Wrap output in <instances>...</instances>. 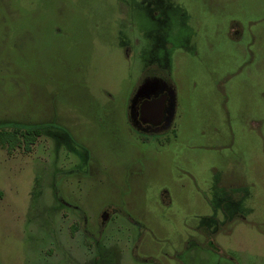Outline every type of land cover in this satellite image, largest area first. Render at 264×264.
<instances>
[{
    "label": "rangeland",
    "instance_id": "obj_1",
    "mask_svg": "<svg viewBox=\"0 0 264 264\" xmlns=\"http://www.w3.org/2000/svg\"><path fill=\"white\" fill-rule=\"evenodd\" d=\"M0 264H264V0H0Z\"/></svg>",
    "mask_w": 264,
    "mask_h": 264
},
{
    "label": "flooded vegetation",
    "instance_id": "obj_2",
    "mask_svg": "<svg viewBox=\"0 0 264 264\" xmlns=\"http://www.w3.org/2000/svg\"><path fill=\"white\" fill-rule=\"evenodd\" d=\"M169 84L161 79L146 80L138 87L130 101V117L134 124L144 132L149 130H159L167 128L175 110V99L170 93ZM164 97L163 116L160 121H156L153 115L156 104ZM155 102L152 106L149 105ZM150 112L152 114H150Z\"/></svg>",
    "mask_w": 264,
    "mask_h": 264
},
{
    "label": "trees",
    "instance_id": "obj_3",
    "mask_svg": "<svg viewBox=\"0 0 264 264\" xmlns=\"http://www.w3.org/2000/svg\"><path fill=\"white\" fill-rule=\"evenodd\" d=\"M19 128H16L14 131V135H18V133L20 132V130L18 131ZM38 130H24L20 135L21 138L17 137L18 139H20L23 143L24 146H27L28 144H30V142L32 141V138L37 134Z\"/></svg>",
    "mask_w": 264,
    "mask_h": 264
},
{
    "label": "water",
    "instance_id": "obj_4",
    "mask_svg": "<svg viewBox=\"0 0 264 264\" xmlns=\"http://www.w3.org/2000/svg\"><path fill=\"white\" fill-rule=\"evenodd\" d=\"M164 97L159 101L158 104H156V109L155 112L153 113V115L156 117V121L153 122H158L161 120L162 116H163V107H164ZM155 102H152L151 104L149 103L150 106H152ZM154 106V105H153ZM150 114H152L150 112Z\"/></svg>",
    "mask_w": 264,
    "mask_h": 264
}]
</instances>
